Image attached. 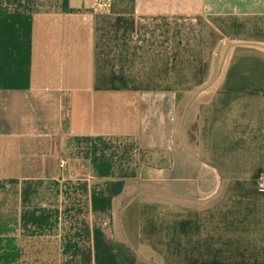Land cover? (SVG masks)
<instances>
[{"label":"crops","instance_id":"obj_1","mask_svg":"<svg viewBox=\"0 0 264 264\" xmlns=\"http://www.w3.org/2000/svg\"><path fill=\"white\" fill-rule=\"evenodd\" d=\"M112 3L0 0V264H264V0Z\"/></svg>","mask_w":264,"mask_h":264},{"label":"trees","instance_id":"obj_2","mask_svg":"<svg viewBox=\"0 0 264 264\" xmlns=\"http://www.w3.org/2000/svg\"><path fill=\"white\" fill-rule=\"evenodd\" d=\"M136 0H113L111 12L115 15H133L135 13ZM194 133L190 131L191 142L197 144V125H194Z\"/></svg>","mask_w":264,"mask_h":264},{"label":"built area","instance_id":"obj_3","mask_svg":"<svg viewBox=\"0 0 264 264\" xmlns=\"http://www.w3.org/2000/svg\"><path fill=\"white\" fill-rule=\"evenodd\" d=\"M66 166H67V162H65V161L61 162L60 167L62 169L66 168ZM262 191H264V185H262Z\"/></svg>","mask_w":264,"mask_h":264},{"label":"rangeland","instance_id":"obj_4","mask_svg":"<svg viewBox=\"0 0 264 264\" xmlns=\"http://www.w3.org/2000/svg\"><path fill=\"white\" fill-rule=\"evenodd\" d=\"M201 95V94H200ZM198 97H200V96H198ZM200 99V101H201V98H199ZM199 99H196V103H198L199 102ZM190 131H192L193 133H194V125H192L191 126V128H190Z\"/></svg>","mask_w":264,"mask_h":264}]
</instances>
